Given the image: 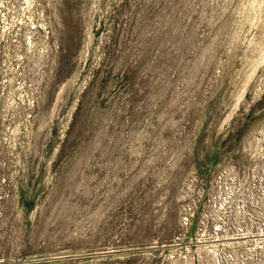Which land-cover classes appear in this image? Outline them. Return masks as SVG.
<instances>
[{
  "label": "rangeland",
  "instance_id": "374dc122",
  "mask_svg": "<svg viewBox=\"0 0 264 264\" xmlns=\"http://www.w3.org/2000/svg\"><path fill=\"white\" fill-rule=\"evenodd\" d=\"M0 264H264V0H0Z\"/></svg>",
  "mask_w": 264,
  "mask_h": 264
}]
</instances>
